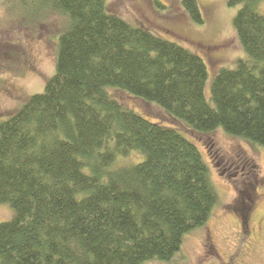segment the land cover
Instances as JSON below:
<instances>
[{"label": "trees", "instance_id": "16d2710c", "mask_svg": "<svg viewBox=\"0 0 264 264\" xmlns=\"http://www.w3.org/2000/svg\"><path fill=\"white\" fill-rule=\"evenodd\" d=\"M108 1L0 0L67 18L44 92L0 121V204L16 212L0 223V264L169 262L211 218L220 196L199 147L110 89L264 148V0L229 1L246 58L220 69L209 93L201 56ZM182 5L204 24L198 0Z\"/></svg>", "mask_w": 264, "mask_h": 264}, {"label": "rangeland", "instance_id": "374dc122", "mask_svg": "<svg viewBox=\"0 0 264 264\" xmlns=\"http://www.w3.org/2000/svg\"><path fill=\"white\" fill-rule=\"evenodd\" d=\"M229 1L198 0L202 25L191 20L182 0H109L108 9L129 24L149 29L201 56L208 67L209 93L220 69H233L239 59L246 58L233 25L240 6H230ZM1 6L0 121L19 111L32 95L44 92L56 72V47L67 21L55 12L37 19L44 6ZM261 9L264 13V2ZM110 90L127 107L179 129L194 142L220 196L209 221L184 236L172 261L144 264H264V148L230 136L222 128L197 132L154 103ZM15 214L10 204H0V223L12 220Z\"/></svg>", "mask_w": 264, "mask_h": 264}]
</instances>
